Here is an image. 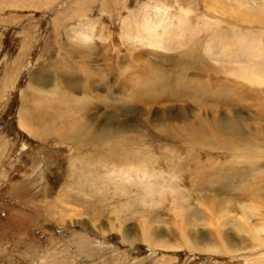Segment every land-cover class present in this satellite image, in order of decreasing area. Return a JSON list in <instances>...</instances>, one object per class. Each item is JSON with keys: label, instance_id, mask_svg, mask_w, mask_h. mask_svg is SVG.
I'll use <instances>...</instances> for the list:
<instances>
[{"label": "rangeland", "instance_id": "rangeland-1", "mask_svg": "<svg viewBox=\"0 0 264 264\" xmlns=\"http://www.w3.org/2000/svg\"><path fill=\"white\" fill-rule=\"evenodd\" d=\"M102 1L0 0V264H264L257 228L264 207L244 203L236 187L220 202L210 187L194 190L235 157L155 131L169 121L199 125L193 101H212L198 91L184 95L198 75L210 89L227 78L233 93L245 90L241 105L255 104L244 79L229 73L254 75L258 67L254 76L264 78V0ZM152 36L158 46L145 42ZM191 47L194 60L184 54ZM192 62L202 68H185ZM129 66L157 78L123 88ZM219 104L201 110L226 115ZM252 109L238 104L234 115L248 120ZM76 130L85 132L82 146L83 138L70 139ZM244 154L231 177L249 170ZM198 195L208 204L200 206ZM244 204L255 207L253 217ZM243 213L244 228L258 236L240 232Z\"/></svg>", "mask_w": 264, "mask_h": 264}, {"label": "bare ground", "instance_id": "bare-ground-1", "mask_svg": "<svg viewBox=\"0 0 264 264\" xmlns=\"http://www.w3.org/2000/svg\"><path fill=\"white\" fill-rule=\"evenodd\" d=\"M102 1V0H101ZM102 3L105 4L104 1H102ZM101 4V3H100ZM104 4H101V8H104L105 5ZM38 6V5H37ZM248 11V10H247ZM246 11V12H247ZM264 12V11H263ZM244 14V13H243ZM236 17V16H235ZM245 16H243L242 18H244ZM248 19V18H246ZM253 19V18H252ZM157 19L155 21L152 20V22L154 24H152V27L157 25ZM156 22V23H155ZM164 22V21H162ZM58 26V25H57ZM86 33V32H84ZM83 33V37L87 38L89 37L88 35L84 34ZM148 38V37H146ZM151 38L155 39V40H149V39H146V43L148 46L150 45H153V46H158L159 43L157 42L156 40V37L155 36H152ZM84 40V38L82 39ZM244 41V40H243ZM226 46V45H225ZM224 50V48H223ZM230 51V50H229ZM134 53V52H133ZM185 56L187 55L188 58L191 57L192 59L189 58V60H194L195 56H197L196 52L193 50V48H189L187 51H185ZM198 57V56H197ZM259 57V56H258ZM69 59V58H68ZM90 59V58H89ZM92 59V58H91ZM152 59V58H151ZM140 60V58H139ZM88 61V60H87ZM86 61V62H87ZM57 64H59V62H57ZM185 65H188V66H191V65H194L193 67H185V68H193L195 70H199L201 69L202 67H199L198 63H189V64H185ZM140 66V65H139ZM142 68L143 67H146L147 66V61L145 63H143L142 65ZM258 66V65H257ZM137 67V66H136ZM94 68V67H93ZM123 68V67H122ZM141 68V67H140ZM181 68V67H180ZM126 69V68H125ZM135 68L133 67H128V70H129V74H127L128 76L124 77V86L123 88H126L128 87L130 90H132L133 88L135 87H146L148 86L151 82L155 81L157 76L153 75L152 73V70H151V73L152 75L150 76L149 74L147 75L146 71L143 72L141 70L139 71H136V74L132 72V70H134ZM204 69V67H203ZM207 69H209V71H207ZM207 69H204L206 70V72L210 73V71H212V69L210 68H207ZM87 70V69H86ZM98 70V69H97ZM103 69L100 70V74H99V78H98V88L101 84V82L104 80V83H105V79L103 78ZM203 70V71H204ZM122 71V70H120ZM222 71V70H221ZM220 71V72H221ZM262 70H260L258 67L256 69V73L254 75H258ZM91 73H93L92 71H90ZM135 72V71H134ZM154 72V71H153ZM214 72V70H213ZM231 73H229V75H234L233 78H235L236 76V80H238L237 78H243L244 81L242 82V79H240L241 83L240 84H243L245 85L248 90L250 91L251 94L249 95H253L255 97H257V100L255 102V104H252V105H241L242 101L240 96H241V93L244 92L245 90L241 89V91L239 92V95L238 94H235L231 91V88L230 86L228 85V79L227 78H224L221 81L222 85H220L221 87H217L215 89H210V88H207V87H204V85L201 83L200 84V78H199V75L197 76L198 77V80L196 81H189L190 84H188V86L185 88V94L184 95H188V97L190 95H192L193 93L195 92H200L202 94V96L209 100V101H212L211 103H207V102H204L203 100L201 99H196L195 101H193L194 103H200L198 104L197 106L199 107H196L197 109V114H196V118H195V121L197 122V124H199L198 126L196 125H189L186 124V123H183V124H179V125H175L173 124V121H169L168 119V123H162L160 122L158 119V123L160 125V123H162V126H158V127H155V131L156 133H158L160 136H163L164 138H172L174 140H187L188 142L194 144L196 147H199L200 150H203V149H208L210 147H218L220 148L222 151H225L227 154H230L231 157H235L234 159H232L228 165H226L225 169H222L221 171L219 172H209V173H205L203 175V177L201 178V182L199 183L198 185V188L194 189L195 191H200L199 190V187L202 188L203 186H207V187H210L212 188V191L213 193L211 192V197H214V198H217V202H220V197L222 194H225V195H232V191L234 190V188H238L237 190L239 191L238 195L240 196V200H243L244 203H246V201H249L250 203L252 202H256L255 204L256 205H259L260 207L263 206L264 207V158L261 154H264L262 151H261V147L264 145V78H261V77H257V76H254V75H249L247 72L245 73H241V70L240 69H237L236 71L232 70L230 71ZM103 73V74H102ZM123 73V72H122ZM206 73V74H208ZM222 75H226L228 74V72L226 71L224 73V71L221 73ZM83 75L87 76V74H84ZM91 75V74H90ZM214 75H216L217 77H220L219 74H217V72L214 73ZM221 75V77H222ZM206 76V75H205ZM227 76V75H226ZM90 77V76H89ZM181 77V76H180ZM229 77V76H228ZM75 78V77H74ZM84 78V77H83ZM76 79V78H75ZM218 79V78H217ZM80 81V80H79ZM205 81V80H203ZM231 80H229L230 82ZM95 82V81H94ZM252 82V84H250ZM221 83H218L221 84ZM77 84V83H76ZM238 84V82H237ZM256 84L258 86H262L263 89H254L253 85L256 86ZM194 85L197 86V88L194 87ZM239 85V84H238ZM150 86V85H149ZM200 86V87H199ZM215 86V85H214ZM252 86V87H251ZM233 87V86H232ZM237 87V85H236ZM152 88V86H151ZM238 89V87H237ZM236 89V90H237ZM245 89V88H244ZM101 90H103V88H101ZM124 91V90H123ZM151 91V90H150ZM181 91V90H180ZM237 92V91H235ZM247 93V92H246ZM108 94V93H107ZM170 94V93H169ZM178 94V93H177ZM182 94V95H183ZM181 95V96H182ZM172 97V95L170 96ZM170 97H165L166 99L170 98ZM234 97H239L238 100L234 101ZM142 98V97H141ZM131 99V98H130ZM105 100V99H104ZM141 100V99H140ZM138 100V101H140ZM222 101L223 103V106H225L226 108V115H220L218 114L216 111H203L201 110L202 109V106H210V107H213L214 109H217L218 106H222L220 105V101ZM241 100V101H240ZM107 101V100H106ZM162 101V100H161ZM65 101H63L64 103ZM167 102H170V101H167ZM236 102V103H235ZM89 103V101H88ZM102 103V102H101ZM105 103V102H104ZM136 103V102H135ZM140 103V102H139ZM246 103V102H245ZM67 104V103H66ZM85 104V103H84ZM106 104V103H105ZM158 104V103H157ZM238 104H240L241 107H243V109L247 110L250 106L253 107L252 111L253 113H249L250 116H249V119L248 120H245L243 117L241 116H238L236 117L234 114H235V111L234 110V107H236ZM86 105V104H85ZM84 105V107H85ZM88 105V104H87ZM174 105V104H173ZM196 105V104H195ZM65 106V105H64ZM68 106V105H67ZM76 106V105H75ZM83 107L81 104L79 105V107ZM91 106V105H90ZM78 107V106H76ZM107 107V106H106ZM128 107V106H127ZM71 108V107H70ZM73 108V107H72ZM92 108V107H91ZM124 108V107H123ZM150 108V107H149ZM206 107H204L205 109ZM38 109V108H37ZM98 109V108H97ZM96 109V110H97ZM222 109V108H221ZM221 109H218V111ZM59 110V109H58ZM74 110V108H73ZM76 110V109H75ZM95 110V109H94ZM95 110V111H96ZM206 110V109H205ZM212 110V109H211ZM234 110V111H233ZM239 111H241V109H238ZM61 114L62 113V110L60 109L59 110ZM85 110H83L82 112H84ZM223 111V110H222ZM86 112V111H85ZM90 112V111H89ZM202 112H209V116L205 118L203 117L202 115ZM248 112V110H247ZM80 112L78 111L77 114H79ZM122 114V113H121ZM125 114V113H124ZM64 115V114H63ZM63 115H60V117H63ZM184 115V113H183ZM207 115V114H205ZM42 116V115H41ZM40 116V117H41ZM163 116V115H162ZM22 117V116H21ZM20 117V121L24 122L26 119L24 118H21ZM168 117V116H167ZM113 118V116H112ZM146 118V117H145ZM144 118V119H145ZM171 118V117H170ZM176 118V117H175ZM42 119V117H41ZM141 119V118H140ZM139 119V120H140ZM143 119V118H142ZM149 119V118H148ZM167 119V118H166ZM165 119V121H166ZM179 119V117L177 118V120ZM181 119V118H180ZM189 119V118H188ZM111 120V119H110ZM153 120V119H152ZM151 120V122H152ZM181 120L183 121H186V117L182 118ZM241 120L243 121H246V124H245V133L243 132V129L241 127L242 125V122ZM149 121V120H148ZM163 121V119H162ZM175 121V120H174ZM191 121V119H190ZM200 121V122H199ZM143 122V121H142ZM145 122V121H144ZM143 122V123H144ZM157 122V121H156ZM177 122V121H176ZM175 122V123H176ZM182 122V121H181ZM211 122V123H210ZM157 123V124H158ZM178 123V122H177ZM98 124V123H97ZM119 124V123H117ZM148 124V123H147ZM151 124V123H149ZM153 124V123H152ZM114 125V123H113ZM122 125V124H121ZM146 125V124H145ZM120 126V125H119ZM147 126V125H146ZM91 127V126H90ZM107 127V126H106ZM115 127V126H114ZM132 127V126H131ZM135 127V126H134ZM137 127V126H136ZM102 128V127H101ZM110 128V127H109ZM113 128V127H112ZM133 128V127H132ZM147 128V127H145ZM100 129V128H99ZM105 129V128H103ZM108 129V128H106ZM114 129V128H113ZM119 129V128H118ZM129 130V128H127ZM139 129H140V126H139ZM151 129V128H150ZM154 129V128H153ZM102 131V130H101ZM116 131V130H115ZM119 131V130H118ZM146 129H143L142 128V133L145 132ZM149 131V130H148ZM106 132V130H105ZM120 132V131H119ZM125 132V131H124ZM132 132V131H131ZM81 133V134H79ZM76 130L75 133L71 134L70 135V139L73 143H77L80 138H83L81 140V146H82V142L86 139H84V134L85 132L82 134V132H79ZM89 133V132H88ZM99 133V132H98ZM128 133V132H127ZM146 133V132H145ZM118 134V133H117ZM123 134V132H122ZM120 134V135H122ZM148 134V133H147ZM145 134V135H147ZM101 135V134H100ZM108 136V135H107ZM115 136H117L115 134ZM114 136V138H115ZM127 136V134H126ZM131 136V135H130ZM97 137V136H96ZM100 137V136H98ZM110 137V136H108ZM119 137V136H117ZM149 137V135H148ZM107 139V138H106ZM105 139V140H106ZM121 139V137H120ZM122 139H124V137H122ZM121 139V140H122ZM93 140V139H92ZM95 140V139H94ZM129 140V139H128ZM98 141V140H97ZM103 141V139H102ZM110 140H108L109 142ZM122 142H125L124 140H122ZM90 142H88L89 144ZM110 143V142H109ZM120 143V142H119ZM85 144V143H83ZM93 145V143H91ZM102 144V143H101ZM101 144H100V147H101ZM104 144V143H103ZM106 144V143H105ZM86 146V144H85ZM105 145H103V148ZM110 146V145H109ZM96 147V146H95ZM99 147V148H100ZM117 147V146H116ZM119 147V146H118ZM128 147V146H127ZM125 147V148H127ZM140 147V146H139ZM76 148H77V145H76ZM93 148V146H92ZM98 148V147H97ZM114 147H112L113 149ZM108 149V148H106ZM111 149V148H109ZM108 149V150H109ZM165 149V148H164ZM126 150V149H125ZM135 150V149H134ZM161 150V149H160ZM102 151V150H101ZM139 151V150H138ZM121 152V151H120ZM128 152V151H127ZM136 153V152H135ZM241 155L244 154L243 156H246V161L244 162V165H246L247 167H249V170H246L245 172L241 171L237 174V176H233V173H234V167H236L238 164L236 163V160H237V156L238 155ZM252 153H254L257 157H254V158H248L247 156L248 155H252ZM131 154V153H130ZM141 157V156H140ZM169 157V156H168ZM144 159V158H143ZM188 160L189 161H195L197 164H200V162L198 161L197 157L194 155V153H189L188 154ZM210 162V161H209ZM206 165V164H204ZM204 168V167H200L197 169L198 172L201 171V169ZM216 168V167H215ZM214 168V169H215ZM123 169V168H122ZM216 170V169H215ZM173 171V170H172ZM177 173H178V170H176ZM205 170H202V173L204 172ZM128 174V173H127ZM122 175V174H121ZM126 176V175H125ZM231 177V180L230 182L225 185L224 183L221 184V182L225 179V177ZM239 177V178H243V180L245 182H237L236 181V178ZM236 181V182H234ZM235 183H238L237 186H234ZM207 184V185H206ZM178 185V184H177ZM153 186V185H152ZM180 186V185H179ZM201 193V192H199ZM202 197L204 196H201V195H198L196 196L194 199L195 201H197V203L201 206L203 205H206L208 204L207 201H203ZM209 203L211 201H208ZM220 203H217L216 205H218ZM212 205V204H211ZM236 207H238V204L235 203ZM210 206V205H209ZM218 207V206H217ZM247 208L245 211L248 210V217H253V209L255 208L254 206H249L248 204H244L243 206H241V208ZM215 208V207H214ZM227 208H233L231 205H228ZM240 208V209H241ZM243 208V209H245ZM212 208H210L211 210ZM235 209V208H233ZM242 209V212H244ZM209 210V211H210ZM213 210V209H212ZM211 210V211H212ZM236 211V210H235ZM179 212V211H178ZM214 212V210H213ZM216 212V211H215ZM241 212V213H242ZM182 213V211L180 212ZM211 213V212H210ZM245 213V212H244ZM244 213L238 218V220H241L242 221V225L240 227V232H244L248 235H255V236H258L257 233H259L256 228L255 229H251L250 227V230H247L246 228H244V222L248 220V218L244 215ZM247 213V212H246ZM179 215V213H178ZM213 215V214H211ZM247 215V214H246ZM263 215V214H262ZM237 221V220H236ZM249 221V220H248ZM239 222V221H238ZM259 223L260 225L257 227L259 229V231L262 229L264 230V218H260L259 219ZM212 224V223H211ZM219 224V223H218ZM253 226V225H252ZM221 228V226H220ZM218 228V231L219 229ZM222 229V228H221ZM148 230V229H147ZM257 233H256V231ZM149 231V230H148ZM147 232V231H146ZM239 232V231H238ZM239 232V233H240ZM263 232V231H262ZM144 233V232H143ZM151 233V231H150ZM264 242V241H263ZM262 245V244H261Z\"/></svg>", "mask_w": 264, "mask_h": 264}]
</instances>
